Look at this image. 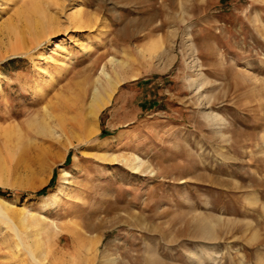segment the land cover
<instances>
[{"label": "rangeland", "instance_id": "rangeland-1", "mask_svg": "<svg viewBox=\"0 0 264 264\" xmlns=\"http://www.w3.org/2000/svg\"><path fill=\"white\" fill-rule=\"evenodd\" d=\"M0 188V264H264V0H0Z\"/></svg>", "mask_w": 264, "mask_h": 264}, {"label": "bare ground", "instance_id": "bare-ground-1", "mask_svg": "<svg viewBox=\"0 0 264 264\" xmlns=\"http://www.w3.org/2000/svg\"><path fill=\"white\" fill-rule=\"evenodd\" d=\"M33 3V2H32ZM36 5H38L37 3H36V1H35V3H33V4H31V6H33V9H37V6ZM79 14V13H78ZM76 15V17H78L79 15ZM80 17V16H79ZM78 19V18H77ZM48 29V28H47ZM118 77V76H117ZM111 81V80H110ZM112 83V82H111ZM114 83V82H113ZM119 84V83H118ZM110 87V86H109ZM113 87H114V90H112V92H108L107 91V97L108 98H103V97H101V95H100V92L99 91H95V97H94V99L92 100L93 101V103H94V106H93V108L92 109H95V112L93 113L94 115L93 116H96L97 117V110H100V108L101 109H103L102 107L104 106L105 107V105L107 104V103H109V101L111 100V98L113 97V94H115L114 92H115V90H117L116 88H117V86L114 84L113 85ZM112 87V88H113ZM101 111V110H100ZM96 119V118H95ZM136 167H134V169H135ZM136 170H137V168H136ZM0 213L2 214V212L0 211ZM17 236H18V238H19V241H18V244H19V247L20 246H24V243L22 242V240H21V237H20V235L19 234H17ZM25 247V246H24ZM28 249V253L33 257V259L34 260H36V258L34 257V255H33V252L29 249V248H27Z\"/></svg>", "mask_w": 264, "mask_h": 264}, {"label": "trees", "instance_id": "trees-1", "mask_svg": "<svg viewBox=\"0 0 264 264\" xmlns=\"http://www.w3.org/2000/svg\"><path fill=\"white\" fill-rule=\"evenodd\" d=\"M53 184H54V181L52 179L50 184L46 188H44L41 191L35 193L34 196H37V197L45 196L48 193V191L52 188ZM0 196L5 198V199H9V198H11L13 196V193L11 191H7V190L4 191V190H2L0 188Z\"/></svg>", "mask_w": 264, "mask_h": 264}]
</instances>
